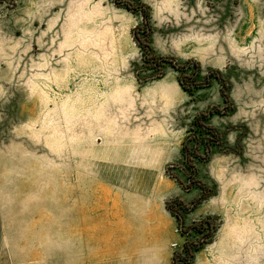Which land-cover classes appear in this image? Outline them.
<instances>
[{"label":"rangeland","instance_id":"obj_1","mask_svg":"<svg viewBox=\"0 0 264 264\" xmlns=\"http://www.w3.org/2000/svg\"><path fill=\"white\" fill-rule=\"evenodd\" d=\"M141 1L151 8L150 35L141 14L114 0L0 5V264H106L105 249L115 241L99 237L95 214L92 239L84 237L88 214L79 236L74 207H95L99 187L144 179L130 133L168 124L177 141L170 146L180 152L164 174L180 188L177 179L187 184L181 137L195 130L198 113L226 107L221 85L213 76L211 86L186 92L185 105L167 114L146 103L121 107L112 96L117 83L141 92L166 74L181 76L167 62L155 68L145 61L137 39L152 47L150 58L194 60L183 72L193 78L190 88L211 70L230 82L234 109L207 123L222 143L209 161H195L198 178L215 190L209 199L221 202L220 214L211 215L218 230L203 252L212 264L221 249L230 264H264V0ZM174 198L181 196L166 203ZM183 245L172 244L174 253Z\"/></svg>","mask_w":264,"mask_h":264},{"label":"crops","instance_id":"obj_2","mask_svg":"<svg viewBox=\"0 0 264 264\" xmlns=\"http://www.w3.org/2000/svg\"><path fill=\"white\" fill-rule=\"evenodd\" d=\"M117 84L112 96L123 108L132 109L146 103L145 106L154 108L156 112L167 114L183 107L189 99L177 77L170 74L164 75L141 92L134 91L133 83ZM168 127V124H156L150 128L152 131L141 134L135 131L127 138L136 151L134 156L141 163L136 168V174L144 179H138L132 186L122 184L119 188L113 186V189L99 187L95 207L90 204L82 210L80 201L75 204L74 223L78 224L76 232L79 236L81 219H86L88 214V232L84 237L89 241L92 239L94 227L91 226V217L95 214L97 224L102 225L99 237L102 240L108 239L107 242L115 241L112 248L105 249L106 264H173L172 244L183 245L184 240L177 233L178 220L166 208V201L171 197L181 196L189 204L201 192L192 189L186 196H182L178 184L164 174V166L175 160L180 152V147L170 146L171 141L175 144L177 141L176 134H170ZM119 136L121 143L125 138L121 137V133ZM184 136L183 134L181 142H184ZM111 137V134H104L107 142H110ZM220 203L208 199L198 205L187 214L186 226L207 216L220 214ZM203 250L206 249L197 253L192 264H212L207 262ZM225 253L221 249L220 253L215 254V264L231 263L226 260Z\"/></svg>","mask_w":264,"mask_h":264},{"label":"trees","instance_id":"obj_3","mask_svg":"<svg viewBox=\"0 0 264 264\" xmlns=\"http://www.w3.org/2000/svg\"><path fill=\"white\" fill-rule=\"evenodd\" d=\"M4 1L6 0H0V5L4 3ZM138 1V4L134 6L130 1L114 0L117 6L125 8L132 13L141 14L144 20V29L142 31L145 35H150L152 30L151 8L141 0ZM138 31H141V28H136L134 30L135 36ZM137 40L138 44L146 50V54L144 55L145 61L153 64L155 68H160L163 63L167 62L181 73L179 81L185 92L192 94L194 90L211 86L212 77L214 76L221 85V96L226 103V107L223 109L213 108L208 110L206 113H198L194 117L191 125V128L195 130H192L189 133L182 145L181 153L183 156V165L188 171V174H186L187 184L178 179L177 181L183 190L189 192L192 189L198 188L201 190V194L195 198L190 205L186 204L179 198H174L166 203L167 209L178 220L182 236L186 238L182 251L174 253L173 264H192L195 260L196 254L210 243L218 230V225L211 216H207L199 221L193 222L191 225L186 226L185 214L190 213L198 205L215 195V190L211 189L207 183L198 178L199 170L195 161H209L211 159L212 146L220 145L222 143V135L219 130L209 126L207 123L214 114L225 115L230 110L234 109V104L228 93L231 84L222 76L220 72L211 70L207 74L205 83L195 84L193 88H190L191 85L188 84V80L193 78L185 76L183 72L187 67H189L190 63L194 62V60H189L186 65H180L175 58L171 57L151 56L150 58L149 55L152 51V47L149 44H143L139 39ZM197 69L196 76H200V67H197ZM194 76L195 74L193 77ZM201 147L205 150V156L200 154L199 150ZM195 233L201 234V237L198 240L193 239Z\"/></svg>","mask_w":264,"mask_h":264}]
</instances>
